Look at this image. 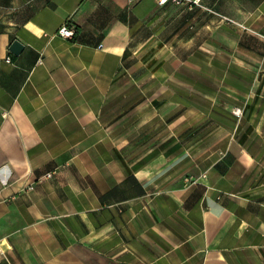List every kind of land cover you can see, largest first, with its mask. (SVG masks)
<instances>
[{
  "label": "crops",
  "instance_id": "obj_1",
  "mask_svg": "<svg viewBox=\"0 0 264 264\" xmlns=\"http://www.w3.org/2000/svg\"><path fill=\"white\" fill-rule=\"evenodd\" d=\"M0 264H264V0H0Z\"/></svg>",
  "mask_w": 264,
  "mask_h": 264
},
{
  "label": "built area",
  "instance_id": "obj_2",
  "mask_svg": "<svg viewBox=\"0 0 264 264\" xmlns=\"http://www.w3.org/2000/svg\"><path fill=\"white\" fill-rule=\"evenodd\" d=\"M138 0H128L129 3H134ZM168 1H179V0H157L158 5H164L165 3H167ZM73 29L71 27H68L67 25H63L59 31H58V35L63 37V38H71L73 36ZM10 60L8 59V62ZM237 113H239V111H237ZM49 176V175H48Z\"/></svg>",
  "mask_w": 264,
  "mask_h": 264
},
{
  "label": "water",
  "instance_id": "obj_3",
  "mask_svg": "<svg viewBox=\"0 0 264 264\" xmlns=\"http://www.w3.org/2000/svg\"><path fill=\"white\" fill-rule=\"evenodd\" d=\"M22 49L23 45L17 40H14L10 46V51L14 54H18Z\"/></svg>",
  "mask_w": 264,
  "mask_h": 264
},
{
  "label": "trees",
  "instance_id": "obj_4",
  "mask_svg": "<svg viewBox=\"0 0 264 264\" xmlns=\"http://www.w3.org/2000/svg\"><path fill=\"white\" fill-rule=\"evenodd\" d=\"M74 34V33H73Z\"/></svg>",
  "mask_w": 264,
  "mask_h": 264
}]
</instances>
